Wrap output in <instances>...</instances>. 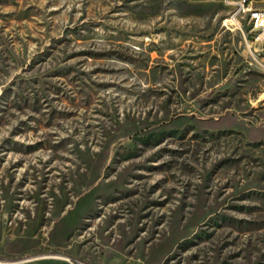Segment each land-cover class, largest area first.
Returning a JSON list of instances; mask_svg holds the SVG:
<instances>
[{"label": "rangeland", "instance_id": "obj_1", "mask_svg": "<svg viewBox=\"0 0 264 264\" xmlns=\"http://www.w3.org/2000/svg\"><path fill=\"white\" fill-rule=\"evenodd\" d=\"M206 1L0 0L1 264H264V43Z\"/></svg>", "mask_w": 264, "mask_h": 264}, {"label": "built area", "instance_id": "obj_2", "mask_svg": "<svg viewBox=\"0 0 264 264\" xmlns=\"http://www.w3.org/2000/svg\"><path fill=\"white\" fill-rule=\"evenodd\" d=\"M224 7L231 8V21H237L238 17H248L255 41L264 43V8L254 6L253 0H218ZM1 264V263H0Z\"/></svg>", "mask_w": 264, "mask_h": 264}, {"label": "trees", "instance_id": "obj_3", "mask_svg": "<svg viewBox=\"0 0 264 264\" xmlns=\"http://www.w3.org/2000/svg\"><path fill=\"white\" fill-rule=\"evenodd\" d=\"M38 253H53V254H56V255H60L62 254L61 252L59 251H51L50 249H41L38 251Z\"/></svg>", "mask_w": 264, "mask_h": 264}, {"label": "crops", "instance_id": "obj_4", "mask_svg": "<svg viewBox=\"0 0 264 264\" xmlns=\"http://www.w3.org/2000/svg\"><path fill=\"white\" fill-rule=\"evenodd\" d=\"M190 2H192V3H207L208 1H206V0H189Z\"/></svg>", "mask_w": 264, "mask_h": 264}]
</instances>
